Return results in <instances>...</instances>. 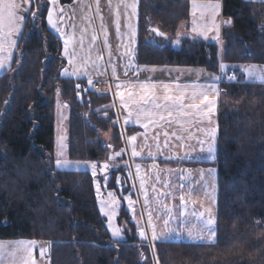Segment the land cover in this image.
Masks as SVG:
<instances>
[{"label":"trees","instance_id":"16d2710c","mask_svg":"<svg viewBox=\"0 0 264 264\" xmlns=\"http://www.w3.org/2000/svg\"><path fill=\"white\" fill-rule=\"evenodd\" d=\"M221 1L232 21L223 29L222 50L191 34L174 44L180 21L192 18L191 0H139L140 68H199L224 77L213 117L216 157L182 162L217 169L216 240L155 241L159 264H264V83L248 81L241 71L247 63L264 64V1ZM42 2L46 10L36 23L26 18L11 68L0 74V238L50 242V264H155L134 229L113 239L87 170L55 167L57 89L62 100L69 95L75 101L70 157L98 164L107 159L113 144L101 132L110 127L117 151L124 142L115 107H108L111 92L89 91L78 99L73 82L63 77L62 41L47 25L49 0ZM221 63L236 80L220 72Z\"/></svg>","mask_w":264,"mask_h":264},{"label":"snow or ice","instance_id":"6c2138e0","mask_svg":"<svg viewBox=\"0 0 264 264\" xmlns=\"http://www.w3.org/2000/svg\"><path fill=\"white\" fill-rule=\"evenodd\" d=\"M52 8L47 10V23L64 37V47L63 54L67 58L68 64L74 66L73 71H69L68 68H63V75L66 77L79 76L81 75V67L75 65L74 62L79 59L83 63H87L90 59V55L79 56L76 52V47L83 49L84 47V32L86 29H82L79 36L75 30L71 33L64 32L60 27V21L63 19L62 15L65 12V9L59 6V0H49ZM120 3L123 4L125 10L131 9V14L128 15V44L122 45L124 47V54L129 57L128 63L131 62V44L134 42L137 30L134 24L132 23V17L137 15L138 0H132L131 3L126 2V0H120ZM96 11L99 12V0H95ZM111 6V4H110ZM84 7H91V5H84ZM116 8V34L120 35V4L114 6ZM46 10V5L42 0H0V53H3L0 56V70L5 69L7 66L11 68L12 63V49L17 47V40L14 37H18L21 34V29L26 18H31L33 23L38 22V17L44 13ZM221 10V4L218 2H209V3H197L196 0H192V21H191V31L196 33L198 36H202L205 40L209 38V32H215L217 35L213 36V39H218V33L220 30V25L217 24L216 19ZM197 11H199V17H197ZM207 17V20H206ZM210 20V23L207 22ZM199 21V22H198ZM224 24L230 25L231 20L222 21ZM74 27V26H73ZM101 29L104 32V41L103 43L107 45V36L108 32L101 25ZM154 35L161 38L165 37V33L159 31L158 29H149ZM97 39L95 31L91 34L90 44L94 43ZM179 41H177L178 43ZM70 46L72 50L70 51ZM97 59H102L101 56H97ZM109 61H111V52H109ZM229 68L227 65L220 64V72L224 73L228 80H236L235 72L232 75H227ZM241 71L247 75L249 79H255L261 83H264V67H258L256 65L244 66ZM83 74H87L84 72ZM113 75H116V68L113 66ZM124 75L127 76V71L124 72ZM138 76V73H137ZM119 79V77H116ZM213 81H220L222 76L210 75L209 77ZM88 85L92 88H95V84L91 77H88ZM75 87L79 90L80 85L77 84ZM125 87L128 89L127 98L125 97L124 92H118L117 94L120 97V106L122 109L127 110V116L124 119V124H128L131 121L133 124H139L143 129H145L144 134H142V140L144 141L145 147H147V141L151 138L153 141H156L155 147L157 151L161 148V143L159 138L161 134L165 137L164 146L168 145L169 135L176 137L178 140H182L183 136H178L176 131L171 133L168 132L167 127H172L174 124L179 125L180 128H183L187 131L184 126L186 124H191L197 120V118L209 119L211 113L215 111L217 105V98L220 95V90L215 83L201 85L199 83L191 86V90H188V86H181L179 83L165 84L162 82H149L148 80L140 81L134 80L130 81L127 84H117V88ZM174 89V90H173ZM83 91H88V89H83ZM59 92V89H57ZM163 93V94H161ZM77 91V95H79ZM7 103V101L5 102ZM66 106V105H65ZM115 107V104L108 106ZM107 114V109L105 110V115ZM167 126V127H166ZM160 129L156 131L153 136H148V131ZM205 131V135L208 137V153L213 154L212 158L214 159V141L216 136V128H208ZM137 135H131L126 138V144L131 145V157H141L142 150L137 151L138 145L136 144ZM204 143V141H201ZM111 148V145H108ZM124 149L116 151L109 156L108 161H105L102 164L101 172L106 173L110 167V162L115 161L117 157H122ZM57 159L55 161L56 167L66 168L69 165L75 164L77 167L83 166L84 168H90L92 175L97 174L98 164L95 162L88 161H69L66 158H61L63 153L62 151L57 152ZM148 157H152V152L147 153ZM154 158V157H153ZM115 167V164L112 165ZM153 165V169H155ZM141 172L140 165H136V174L139 175ZM158 175V174H157ZM140 188L144 189V178H140ZM105 186L107 184V177L104 176ZM135 187V185H132ZM101 184L96 182V192L97 195H100ZM163 195V194H161ZM128 208L131 209L133 206V201L131 199V193L127 197ZM145 208L147 207L148 196L145 191L144 195ZM181 205H185L184 212H181L180 215H184L187 211L186 201L184 196H180ZM118 203L116 195L114 192H108V199L101 200V211L106 217H108V227L112 229V236L115 238H122L121 229L116 227L113 223V219L116 215L117 209L115 205ZM163 207H167L164 205ZM108 209L105 211V209ZM168 219L163 220V224L167 228L169 221L171 219V210H168ZM201 217L204 216V213L199 214ZM153 215L152 212L148 211V221L147 223L152 227L151 240L156 241L161 239L164 234L160 236L157 235V229L154 224H152ZM205 229L207 231V239L211 242L215 241L216 230L212 227L214 220L211 215L208 216L206 221H203ZM168 231L175 232V229L169 228ZM187 234L191 237L193 232L188 230ZM140 236L145 237V232L143 229L140 230ZM197 238L204 239L203 233L198 232ZM37 242L34 240H19L13 242H2L0 241V261L7 260V264H38L37 259L34 256V250L36 248ZM151 246V245H150ZM40 256L43 258L45 256L44 247L41 246Z\"/></svg>","mask_w":264,"mask_h":264},{"label":"crops","instance_id":"0c3cea01","mask_svg":"<svg viewBox=\"0 0 264 264\" xmlns=\"http://www.w3.org/2000/svg\"><path fill=\"white\" fill-rule=\"evenodd\" d=\"M251 1H264V0H251ZM126 2L131 3L132 0H126ZM197 3H209V2H217V0H196ZM221 4V10L219 15L217 16L216 22L220 25V30L218 33V39H213L212 37L217 35L215 32H209L207 39L208 41L216 42L219 44L221 50L223 49L224 39H223V29L226 25L222 23V21L231 20V18L226 17L223 14V4L221 0H218ZM111 4V6H110ZM116 4H120V35L116 34V8L114 7ZM84 5H91V7H84ZM59 6L65 9L63 14H59L63 16V19L60 21V27L64 32L71 33L73 30L76 31L77 36L81 33L82 29H86L84 32V47L81 49L80 47H76V52L79 56H86L90 55V59L87 63H83L81 60L77 59L74 64L79 65L81 67V75L79 76H71L66 77L62 75L64 78L69 80H76V79H84L86 82L88 77L90 76L91 79L94 81L97 78H104L107 76H112L114 78L115 84L113 85V93H114V101L116 104L117 109H120V123L122 127V136H123V147H124V157L123 159L126 161L127 165L130 168H133L136 173V165H140L141 172L139 175L136 174L137 181L141 182L140 178H145L147 174H152L153 178L156 180L153 182L155 184L158 180L166 182L167 188V195L163 197L162 201L163 204L167 205L166 209L163 210L164 216L160 215V218L157 219V209L156 205H158L156 194L151 192L150 194L147 193L148 201H150L149 209L153 213L152 224L156 226L157 235L160 236L162 233L164 234V239H184V215H180L181 212H184L185 205H180L179 207V221L175 220V216L172 209V196L170 193L171 186L173 185V179L176 177V184L177 186L183 187V182L187 174H184L183 171L190 169H200L209 171V178L210 183L214 178L218 177L217 169L212 167H188L183 165L182 162L185 160H213L212 155L208 153V137L206 135L202 137L200 136L201 132L208 129V128H216V136L214 141V157H216L217 151V126L214 124L213 117L217 112V105L215 111L211 113L209 119L204 118H197V121H201L200 123L196 124H186L184 128L187 129L185 131L183 128H180L179 125H173L172 127H167L169 133L176 131L178 136H183L182 140H178L176 137L169 135L168 145L164 146L165 137L161 134L159 141L161 143V148L157 151L155 144L156 141H153L151 138L147 141V147L143 146L144 141L142 140V134H144L145 129H143L139 124H133L129 121L128 124H124V119L127 116V110L122 109L120 106V97L117 94L118 92H124L125 97L127 98L128 89L125 87L117 88V84H127L130 81L134 80H148L149 82H162L165 84H175L179 83L181 86L187 85L188 90H191V86L194 84H201L207 85L215 83L219 88L220 81H213L209 77L210 75H217L215 73L206 71L205 69L199 68H187L186 70H181L179 68H165V69H153V68H145L142 69L139 67L136 54H137V46H138V21H139V0H138V7H137V15L132 17V23L136 27L137 35L134 42L131 44V62L128 63L129 57L124 54V47L122 45L128 44V15L131 14V9L125 10L123 4L120 3V0H99V12L96 11V4L95 0H73L70 3L63 4L59 0ZM52 8L51 4L49 3V10ZM192 8V5H191ZM197 17H199V11H197ZM193 18V17H192ZM207 20V17H206ZM192 21V20H191ZM199 22V21H198ZM207 22L210 23V20ZM24 25V23H23ZM49 29L57 34L64 47V37L60 36L55 29H53L47 23ZM101 25L108 32L107 36V45L103 43L105 37L104 32L101 29ZM74 26V27H73ZM23 29V26H22ZM21 29V33H22ZM95 31L97 39L94 43L90 44L91 34ZM187 34H191L193 36H198L196 33H192L191 31H186L185 34L179 35L177 40L174 41V44L180 43V40ZM19 37H14V39L19 40ZM203 38L202 36H198ZM176 45V44H175ZM72 50L70 46V51ZM109 52H111V61H109ZM15 53V49L12 50V60ZM3 53H0L2 56ZM62 55L65 58V66L64 68H68L69 71L74 70V66L68 64L67 58L63 54L62 48ZM97 56H101L102 59H97ZM249 65H256L258 67H264V64L259 63H248L245 66ZM113 66L116 68V75H113ZM9 68L6 66L5 69L0 70V74L8 70ZM127 71L128 75L125 76L124 72ZM86 72L87 74H83ZM138 73V76H137ZM246 75V74H245ZM219 76V75H218ZM116 77H119L117 79ZM248 81L251 82H259L255 79H249L246 75ZM174 90V89H173ZM163 94V93H161ZM218 104V98H217ZM194 123V122H193ZM156 131H160V129L150 130L148 131V136L151 137L154 135ZM131 135H137L136 144L138 145L137 151L142 150L141 157H131V145L126 144V138ZM204 141V143H201ZM151 151L152 157H148L147 153ZM154 157V158H153ZM153 165H155V169H153ZM177 173V176L175 175ZM158 174V175H157ZM159 183V182H158ZM164 185V183H160ZM205 188V187H203ZM210 188V187H209ZM184 195V189L181 188L180 196ZM208 195V194H207ZM179 196V198H180ZM161 207V206H160ZM171 207V209H170ZM153 208V209H152ZM163 208V207H162ZM168 209L171 210V219L169 221V225L166 228L163 224L164 219H168ZM186 213V212H185ZM158 220V223H157ZM182 225V228H180ZM175 229V232H169L168 229ZM179 229V231H178ZM214 229L216 230V226L214 225ZM207 238V235H206ZM185 240V239H184ZM209 242V240H208Z\"/></svg>","mask_w":264,"mask_h":264},{"label":"rangeland","instance_id":"374dc122","mask_svg":"<svg viewBox=\"0 0 264 264\" xmlns=\"http://www.w3.org/2000/svg\"><path fill=\"white\" fill-rule=\"evenodd\" d=\"M191 5H192V0H191ZM191 12H192V8H191ZM192 19L193 18H191L189 22H186L183 20L180 21L177 33H180L183 35L185 34L186 31L187 32L191 31V20ZM175 36H179V35L176 34ZM18 44H19V40H18L17 46ZM175 44L177 45L176 47L180 46V43L179 44L175 43ZM16 49L17 47L15 48V51ZM176 68H179V67H176ZM179 69L186 70L187 68H179ZM109 78L112 81L111 88H113V85L115 84L114 78L112 76H109ZM54 99H55V102H54V107H55L54 154H55L56 159H57V155H56L57 152L62 151L63 153L61 157L62 159L66 158L69 161H73V162L88 161V162L97 163V161H94L90 158L77 159V158L70 157V150H69V145L67 141L69 139L70 129H71L70 128V116L73 111L71 110V107H73V104L75 101L69 95H68L67 101H65L64 98L62 100L60 92H57ZM114 102L115 101H113V103ZM91 112L92 111H89L88 113L90 114ZM117 112H118V115H117ZM120 112L121 111L118 108L116 110V115L117 117L119 116L118 117L119 120L117 119L118 123L121 117ZM200 122L201 121L196 120L192 124H196ZM101 134H102L104 141H108L115 146V147L113 146L115 150L118 149V146L120 147V144L114 143L113 141L114 136L116 134L113 128L110 127L107 131H102ZM217 134H218V130H217ZM202 135L205 136V131L201 132L200 136L202 137ZM102 160H105V159H102ZM113 164H115V167H112L108 171V173H106L103 176L99 175L100 163L98 164L97 174L95 176L92 175L90 168H84L83 166L77 167L75 164L69 165L66 168H58L56 167V164H55V167L57 169H63V170H71V169L87 170L93 176L95 192H96V182L98 181L101 184L100 195L98 196L96 192L97 206L99 210L101 209L100 201L108 199L109 191L114 192L116 195V199L118 200V203L115 205L117 212L113 219V223L115 224L116 227H119L122 230L121 231L122 238H115L112 236L111 234L112 229L108 227V217H106L104 213L100 210L101 214L106 219V225H107V228L111 236L113 237V239H117V240L124 239L126 238L127 233H131L132 230L134 229L138 233L139 240L146 241V243L149 246L151 245L150 248L152 250L153 261L155 264H159L156 253H155V241L151 240L152 227L151 225L147 223L150 201L147 202V207L145 208L144 195H145V191L149 194L151 192H153V194H156V198H157L156 202L158 203V205H156V209L158 211L156 218L159 219L160 218L159 213L164 216L163 210L166 209L165 207H163L165 203L163 204V201H162L163 197L167 195L166 182L165 180L163 181L158 180L159 183L156 182L155 184H153V182H155L156 180L153 178L152 174L151 175L147 174V176L144 178V189H141L140 188L141 182L139 181V184H138L135 170L133 168H130L124 159L113 161L112 165ZM209 168H212V167H209ZM199 170L200 169L188 168L187 170L183 171L184 174H187V177H185L184 182H183L184 183L183 187L177 186L176 177H174L173 185L171 186V189H170V193L173 198L171 205H172L173 213L175 216V220L176 221L178 220L180 223L179 207L181 205V202H180L179 196L181 193V188H183L184 189L183 196L186 201V209H187L185 216H184L183 238L186 241H191V242H208L209 239L206 238L207 231L205 229L203 221H206L208 216L211 215L214 220V224L212 225V227L214 228V225L216 226V220H217V204H216L217 200L216 199H217L218 178L217 177L214 178L212 181V184H209L211 181L209 178V171H206L204 169L201 171ZM175 175L177 176V173H175ZM104 176L107 177L106 186H105ZM160 183H164V185ZM132 185H135V187H132ZM130 193H131V199L133 201V206L131 209L128 208V201H127V197L129 196ZM107 210L108 209L106 208L105 211ZM200 213H204V216L201 217L199 215ZM157 223H158V220H157ZM179 226L180 228H182V225L179 224ZM141 229H143V231L145 232L146 238H142L140 236ZM188 230H191L193 232V236L190 237L187 234ZM198 232L203 233L205 238L204 239L197 238ZM145 239H148V240H145ZM19 240L36 241L37 245L34 250V256L37 259L38 264H50L49 259H47L49 257L46 258V256H48L51 252L50 242L46 240H36L32 238H23V237L0 238V241L5 242V243L19 241ZM158 240L167 241L171 239H164L162 237L161 239H158ZM209 242L211 241L209 240ZM41 246H43L45 250V256L43 258H41L40 256ZM0 264H7V260L5 259L3 261H0Z\"/></svg>","mask_w":264,"mask_h":264},{"label":"built area","instance_id":"2783aa9c","mask_svg":"<svg viewBox=\"0 0 264 264\" xmlns=\"http://www.w3.org/2000/svg\"><path fill=\"white\" fill-rule=\"evenodd\" d=\"M77 84L80 85V89L78 90L79 93L82 92V83L78 82ZM95 89L97 90H108L111 88L112 81L109 77L104 79H97L95 82Z\"/></svg>","mask_w":264,"mask_h":264},{"label":"water","instance_id":"95a60500","mask_svg":"<svg viewBox=\"0 0 264 264\" xmlns=\"http://www.w3.org/2000/svg\"><path fill=\"white\" fill-rule=\"evenodd\" d=\"M106 161H108V160H106ZM104 162H105V161H102L101 164H100V169H99V171H100V175H104V174H105V173H102V172H101L102 164H103ZM110 166H111V165H110ZM107 171H108V170H107Z\"/></svg>","mask_w":264,"mask_h":264}]
</instances>
